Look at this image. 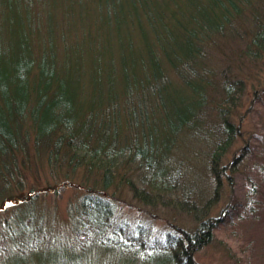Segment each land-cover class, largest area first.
Masks as SVG:
<instances>
[{"label":"trees","instance_id":"1","mask_svg":"<svg viewBox=\"0 0 264 264\" xmlns=\"http://www.w3.org/2000/svg\"><path fill=\"white\" fill-rule=\"evenodd\" d=\"M241 26L242 54L261 58L264 0H0V210H14L0 264H37L38 254L39 264H201L197 252L225 220L258 217L264 159L246 200L215 215L182 174L196 160L217 194L253 152L223 160L240 133L231 117L244 79L207 63ZM187 137L207 148L180 159ZM39 165L65 179L55 193L81 173L67 236L51 237L43 213L36 220L46 187L21 193ZM118 187L146 206L145 223L120 217ZM157 207L191 223L166 217L151 234Z\"/></svg>","mask_w":264,"mask_h":264},{"label":"rangeland","instance_id":"2","mask_svg":"<svg viewBox=\"0 0 264 264\" xmlns=\"http://www.w3.org/2000/svg\"><path fill=\"white\" fill-rule=\"evenodd\" d=\"M248 27V26H247ZM240 34L235 35L234 39L228 38V41H219V43L207 54V63L213 71H218L222 67H228L232 70L231 74L239 75L244 79V89L241 93L240 104L234 110L231 120L239 127L240 133L235 139L230 150L225 154L223 160H231L238 156L242 147L246 145L247 149H253L252 154L243 158L240 162H236L231 173V181L223 182L222 188L217 194L212 192V180L205 166L197 164L194 160H189L182 174L184 179L201 192L202 200L206 198L211 201L209 214L215 215L224 211L227 205L238 200L244 202L246 200V191L249 190L250 183L253 178L258 176L256 163L259 159H264V54L259 59H252L242 54L243 47V31L245 28H239ZM222 42V43H221ZM256 93V94H254ZM206 122L214 124V120L207 116ZM198 138H185L184 142H180L178 157L181 159L183 152L187 149H194L197 156L201 150L207 148V145L200 143ZM245 147V148H246ZM190 155V153H189ZM191 162V163H190ZM37 171L32 170L27 176V184L21 193L27 194L29 189L34 186L39 189L46 187V193L35 199L36 220L39 221V213L45 215L43 227L51 232L50 236L60 238L69 233L68 223V207L73 204L79 196L84 192L80 187L81 173L78 172L76 177L69 178L68 183L62 184L63 187L57 193L53 191L55 184H60L65 179H61L55 183L46 167L38 166ZM77 184V185H76ZM117 198L120 200V217L130 220L131 223H145L144 214L139 213L140 206L137 200L132 199L131 194L125 190V187H118ZM6 211L0 210V243L7 247L9 239H2L4 234V223L9 219V215L13 212V206L6 204ZM146 206H144L145 208ZM159 215L154 219L152 224L147 225L150 233L153 234L165 224L166 217L173 218L178 224L191 223L189 216L185 214L175 215L165 208L157 207L153 209V213ZM175 215V216H173ZM196 259L201 264H264V207L260 211L258 217H245L235 219L230 223L225 220L214 231L212 240L202 247L196 254ZM11 258L6 259L9 263ZM39 264V254L35 260Z\"/></svg>","mask_w":264,"mask_h":264}]
</instances>
